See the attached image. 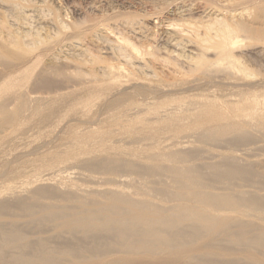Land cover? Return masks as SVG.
<instances>
[{"label":"bare ground","instance_id":"bare-ground-1","mask_svg":"<svg viewBox=\"0 0 264 264\" xmlns=\"http://www.w3.org/2000/svg\"><path fill=\"white\" fill-rule=\"evenodd\" d=\"M206 1L199 16L182 7L163 20L171 33L146 34L114 6L78 19L62 0H0V92L12 91L0 99L3 123L59 125L77 110L90 125L67 126L72 145L35 172L98 151L84 163L140 180L134 196L67 183L72 192L41 185L0 200V264H264V0ZM95 126L142 147L109 146ZM188 134L201 146L178 141ZM219 143L221 162L200 164ZM44 226L55 246L33 236Z\"/></svg>","mask_w":264,"mask_h":264},{"label":"rangeland","instance_id":"rangeland-1","mask_svg":"<svg viewBox=\"0 0 264 264\" xmlns=\"http://www.w3.org/2000/svg\"><path fill=\"white\" fill-rule=\"evenodd\" d=\"M218 1L220 2L222 0H215L214 2L217 3ZM62 3H64L63 7L65 5H67V7L70 8L69 10L72 11L71 12L72 16L75 18L77 17L78 19H81L84 16L85 17H91V16L102 14V13H100L102 11L98 12V10L95 9L97 6L99 7L98 8L99 10H102V9L108 10L114 6L117 14H121V15L124 14V15H127L126 17H129L130 19L138 20L141 23L140 28L143 27L141 31L145 30L146 34H150V33H154V32H159L160 34H162L163 32L164 33L165 32L171 33L172 30H166V29H168V27H166L165 23H162V21L163 20L168 21L165 19H167V18L174 19L175 17H176L175 19L178 20L180 17L179 15H177L179 8L192 7V10H193L192 12H194L196 14V16H199L209 6V4L207 3L206 0H194V1L193 0H191V1L190 0H178V1L177 0H62ZM59 4H60V2H58V0H35L34 6H40L41 5L44 8L45 7L46 8L47 7L56 8V7H61L60 6L61 4L60 5ZM8 7L11 8V5ZM166 7H167V9H166ZM252 7H254V6H249L250 9ZM254 8H252V9L254 10ZM258 9L256 8V10H254V11L250 10V13L253 16H255V14L257 15L260 12V9L259 10ZM74 12H75V14H74ZM151 12L155 13V14H153V16H152ZM208 12H210V10H207L206 14ZM32 13L33 12H31V10L26 9V14L32 15V16L34 14H36V13H33V14ZM156 13L162 17H159L156 19L155 15L158 17V15ZM85 14H87V15H85ZM206 14H203V16H205ZM145 16L146 17L148 16L147 19L145 18ZM142 17H144L145 19H143ZM50 18H51L50 16H49V19L47 18L48 20H51L49 22L50 26H52V28H55L56 24ZM123 19L126 20L125 18H122V20ZM158 20L161 22V24ZM263 21H264V19H263ZM25 28H28V27L25 26ZM127 29H128V27H127ZM129 29L131 30V28H129ZM146 30H148V31H146ZM136 32L138 33L139 30H137ZM137 33H134L131 31V34H133V36L135 35V36H138L139 38H141V35L144 32H140V34H137ZM89 44H90V42H89ZM9 93H12V91L11 92H10V90L1 91L0 92V99L5 97V94H9ZM14 106L15 105H12L11 107L10 106L7 107L5 112L10 113L12 111V113H14L15 111H17V108H18L17 105L15 107ZM10 109H13V110H10ZM79 110L80 109H78V111ZM74 111L76 112L77 110L71 111L70 112L71 114L67 113V116L64 118L65 120L63 119L64 121H62L64 123H62L60 121L61 123L58 122L59 125L58 124L51 125V123L41 124V123H38L37 120H32V121L23 120L20 123H6V122L3 123V118L5 117V115L0 114V124H1L0 125V192L1 191L4 192V193L1 192L2 195H0V200L13 201L17 197L15 194L18 195L17 198H27V197L31 196L32 193L37 191L38 188L41 187V185L42 186H60V188H61L60 191H62V192H64V191H71L72 192L73 190H78L81 192L88 191V192H95L97 194H101V193H104L105 190L109 191V190H112L113 188L114 189L115 188L116 189L121 188V189H125L126 191L129 190L128 191L129 193L134 190L132 192V194L136 192V188H137L136 186L140 185V180L135 175L127 173V172L119 173V175L118 174H110L109 172H106V171L104 173L103 170H95L92 167H90L88 164L84 163V162L88 163L89 159H90V161H95V157H96V159L98 158L97 160L103 159L105 157V154L103 152H98V151L97 152L95 151L94 153L90 154L91 156H93V158L89 155H85V157L83 156L84 158H82L80 163L77 160H71L72 162L68 161L62 165L61 164L57 165V166L53 167V169L52 168H50V170L44 169L42 172H40V174L35 172L36 167L41 165L43 161H51L57 156H64V154H65L64 152L67 150L68 147H70L72 145V142H73L72 137H70V135L68 133L69 128L72 125H73V127L75 125V128H77V129L79 128V131H82V130L87 131L89 129L90 125L86 124V121H85L86 118L85 117L81 118L79 116L77 117L76 113H75V116H76L75 117ZM80 113H81V111H80ZM78 115H79V113H78ZM78 120L81 121V123L83 121H85V124L84 123L81 124ZM24 121H26V122H24ZM2 124H4V125H2ZM70 124H71V126L69 127ZM94 128L98 129L99 133L102 132V133H100V136L104 135L103 133L105 132V129H106L105 127H104L105 129H103V128L101 129L98 126H95ZM99 129H101V130H99ZM116 134H115L116 136L114 135V136L110 137V139H111V140L109 139L110 141H108L107 140L108 137H106L107 138L106 139L105 135H104V138L110 144L109 146L113 145L116 147V146L120 145L119 142H121V141L124 142V143L121 142L122 145H126L128 147L135 146L136 148H139V146H141L143 144V142L139 144V143H136L130 139H129L130 141L125 140L123 138V136H121L123 138L122 139L120 137L121 134H119V133H116ZM186 135H187V132H186ZM189 137H190V135L188 134L187 138H178V141H182V139H183V141L184 142L186 141L187 145L191 148L196 147V146H201L200 144L198 145V142L196 141L195 138H193V137L189 138ZM125 141H127V143H125ZM171 143H172V141H169V143H168V141H166L164 144L170 145ZM127 144H129V145H127ZM144 144H146V143L144 142ZM194 145H196V146H194ZM85 148H86V151L89 150V146H86ZM206 148L207 147H205L204 155L202 154L203 157H201V159L199 160V162H200L203 159V161L200 162V164H202V163H208V164L209 163L210 164L219 163L223 159L222 156H224V154L226 153V146L224 143L214 144V146H211V148H207V149ZM206 150H207V152H206ZM100 153H102L104 155H102ZM219 154L222 156H220ZM87 156H89V158ZM68 163H70V165ZM209 170L210 169L207 170V173ZM210 172L211 171H209V173ZM107 173L109 175H107ZM58 175H60V176H58ZM38 176H44L46 179L52 178L53 180L44 181V182H40V183H33L34 180ZM61 176H62V178H61ZM67 176L70 178H68ZM64 178H65V180H64ZM123 180H124V182H123ZM125 181L126 182L128 181V182L126 183ZM45 182H46V184H44ZM67 183H69L68 185H73V188H74V186H76L78 188L77 189L74 188L72 190L71 188H69V189L66 187L63 188L61 185H59V184H66L67 185ZM77 185H80V186H77ZM14 187L16 190L10 189V188H14ZM130 187L132 189H130ZM18 188H19V190H18ZM6 190H8V191H6ZM133 196H134V194H133ZM11 197H13V198H11ZM59 200H60V194H56L55 200H52V203L58 202ZM40 201H41V203L47 202L43 199H40ZM250 219L251 218H246L245 220L249 221ZM39 229L35 228V230H33V231H36L33 234V236L36 239L47 237V239L51 240V244L53 246H55L56 244H58V242H60V240L57 239L55 236L56 232H54V230H52L50 227L44 226L40 230ZM53 235H54V238H53Z\"/></svg>","mask_w":264,"mask_h":264}]
</instances>
